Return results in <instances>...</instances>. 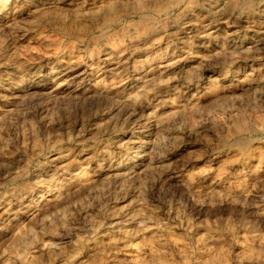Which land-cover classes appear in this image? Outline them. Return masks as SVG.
Returning a JSON list of instances; mask_svg holds the SVG:
<instances>
[{"label": "rangeland", "instance_id": "obj_1", "mask_svg": "<svg viewBox=\"0 0 264 264\" xmlns=\"http://www.w3.org/2000/svg\"><path fill=\"white\" fill-rule=\"evenodd\" d=\"M0 264H264V0H0Z\"/></svg>", "mask_w": 264, "mask_h": 264}, {"label": "bare ground", "instance_id": "obj_2", "mask_svg": "<svg viewBox=\"0 0 264 264\" xmlns=\"http://www.w3.org/2000/svg\"><path fill=\"white\" fill-rule=\"evenodd\" d=\"M174 122V121H173ZM140 214V213H139ZM63 222V221H62ZM59 246V245H58ZM32 257H34V256H32Z\"/></svg>", "mask_w": 264, "mask_h": 264}]
</instances>
